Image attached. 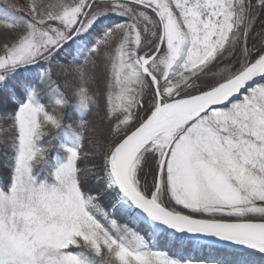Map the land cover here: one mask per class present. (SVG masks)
<instances>
[{
    "label": "snow or ice",
    "instance_id": "obj_1",
    "mask_svg": "<svg viewBox=\"0 0 264 264\" xmlns=\"http://www.w3.org/2000/svg\"><path fill=\"white\" fill-rule=\"evenodd\" d=\"M262 17L264 0H3L0 264L264 257Z\"/></svg>",
    "mask_w": 264,
    "mask_h": 264
},
{
    "label": "trees",
    "instance_id": "obj_2",
    "mask_svg": "<svg viewBox=\"0 0 264 264\" xmlns=\"http://www.w3.org/2000/svg\"><path fill=\"white\" fill-rule=\"evenodd\" d=\"M11 2L17 3L19 5H23L27 2V0H11ZM0 6H3V0H0ZM111 19L113 20H119L118 17H111ZM262 19H264V17H262ZM85 41H87V37L82 38ZM249 43L251 44L252 41L250 40ZM74 49H75V44H70L68 46H66L65 50L62 51L60 53V55L57 57V59L59 61H61V63L63 64H69L70 62H72L73 60V55H74ZM239 56V53L237 52V57ZM75 63L79 64L81 63V60L77 59L75 61ZM234 63V60H222L217 64V67H221L222 65H228ZM52 71H53V76L52 79L54 81H56L57 84L60 85L61 89H64V80L67 79H71V77H65L62 74H58L59 73V69L57 67V65L55 63H53L52 65ZM15 83V82H13ZM92 91L94 93H97L99 95V97L101 98V102H103V97L105 95V77L103 73H98V78L96 79V81L94 83H92L90 85ZM47 89H44V92H46ZM68 94L70 95V91L68 92ZM42 97L45 103L48 102V97L46 95H44L42 93ZM67 115L65 118V123H69V122H74L77 119L76 113L72 110V109H67L66 110ZM94 119V118H93ZM7 121V120H4ZM3 121V122H4ZM47 131L50 132L51 135H55L56 134V130L55 129H47ZM10 134V133H9ZM92 134L89 133V137H91ZM49 137H45V140H47ZM86 149L87 150H91V144H87L86 143ZM7 150L3 147L0 146V161H2L4 159L5 156V152ZM9 156L11 155L10 152L7 153ZM61 155H63V153H60ZM57 155V151L56 149H53L50 151L49 153V158H54ZM98 163V161H96ZM0 171H3L4 176H7V169H0ZM90 188L91 190H100L103 191L102 185H95V184H90ZM112 199L110 197H102L101 198V203L104 205L105 208H110L111 204H112ZM115 218L121 222V223H127L128 225H130V223L128 222L127 218L120 214L119 212H116ZM138 231H141L143 234L146 235V232L142 229H137ZM159 247L161 249H164L166 246L161 243L159 245ZM170 254H174V252H170ZM182 255L193 258L197 261L199 260H205L208 261L209 263L216 261L219 262L221 260L227 261L228 264H264V257L257 255V254H250V253H242V252H236L233 253L231 251H229L227 254L223 253V252H214L212 250H208V251H193V252H185Z\"/></svg>",
    "mask_w": 264,
    "mask_h": 264
},
{
    "label": "water",
    "instance_id": "obj_3",
    "mask_svg": "<svg viewBox=\"0 0 264 264\" xmlns=\"http://www.w3.org/2000/svg\"><path fill=\"white\" fill-rule=\"evenodd\" d=\"M261 82H264V81H257V83H261ZM250 86H253V85H250ZM117 212H119V211H117ZM120 213V212H119ZM121 214V213H120ZM123 215V214H122ZM125 216V215H124ZM126 218H127V216H125ZM127 220H128V218H127ZM128 222L132 225V226H134V227H136L135 225H133L132 223H131V221L130 220H128ZM142 230H144V228L141 226L140 227ZM145 231V230H144ZM146 235H147V233H146ZM239 252H242V253H250L249 251H243V250H241V251H239Z\"/></svg>",
    "mask_w": 264,
    "mask_h": 264
},
{
    "label": "rangeland",
    "instance_id": "obj_4",
    "mask_svg": "<svg viewBox=\"0 0 264 264\" xmlns=\"http://www.w3.org/2000/svg\"><path fill=\"white\" fill-rule=\"evenodd\" d=\"M10 123H11V122H10L9 120L3 122L4 125H8V124H10ZM129 226L132 227L131 225H129ZM133 228H135V227H133ZM136 230H137V229H136ZM209 264H211V263H209Z\"/></svg>",
    "mask_w": 264,
    "mask_h": 264
}]
</instances>
